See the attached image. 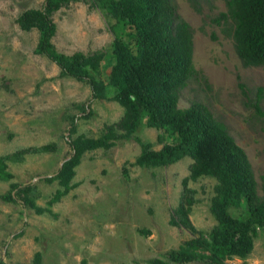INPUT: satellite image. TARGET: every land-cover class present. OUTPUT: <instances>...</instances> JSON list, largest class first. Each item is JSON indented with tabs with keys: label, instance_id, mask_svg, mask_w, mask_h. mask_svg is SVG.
Here are the masks:
<instances>
[{
	"label": "rangeland",
	"instance_id": "obj_1",
	"mask_svg": "<svg viewBox=\"0 0 264 264\" xmlns=\"http://www.w3.org/2000/svg\"><path fill=\"white\" fill-rule=\"evenodd\" d=\"M175 13L191 30L192 65L202 75L189 78L179 89L177 107L191 102L204 104L226 127L251 165L256 193L264 187V118L252 106L256 89H262L258 106L264 108V66H244L234 52L228 25L210 18L225 10L223 0H196L195 11L187 0H170ZM43 0H0V155L53 143L46 152L26 153L6 161L9 180H0V194L9 183H30L34 203L44 207L58 187L45 182L68 157L67 127L76 117V134L96 137L105 123L116 121L122 107L115 101L92 99L90 116L82 118L75 104H85L90 90L85 82L59 76L57 66L34 53L37 31L21 30L15 18L26 8H39ZM55 33L51 42L59 52L90 53L107 50L101 61V77L109 70L108 50L112 33L108 22L92 0L69 2L51 14ZM238 83H241L245 93ZM161 130L139 126L133 135L161 144ZM167 140V139H166ZM139 145L133 139L116 140L107 149L85 151L74 167L77 185L50 206L36 213L18 199L0 198V258L6 264H31L35 252L43 264H148L153 257L165 258L193 232L169 224L177 205L181 180L189 172L191 159L183 156L162 166L134 163ZM214 180H188L194 203L189 220L196 230H208L214 219L208 211ZM19 230L22 232L15 235ZM252 247L244 258L231 257L222 264H264V228L251 231ZM181 264H203L186 262Z\"/></svg>",
	"mask_w": 264,
	"mask_h": 264
},
{
	"label": "trees",
	"instance_id": "obj_2",
	"mask_svg": "<svg viewBox=\"0 0 264 264\" xmlns=\"http://www.w3.org/2000/svg\"><path fill=\"white\" fill-rule=\"evenodd\" d=\"M73 1L77 0H43L39 8L22 10L15 22L21 30L37 31L33 51L54 63L59 76L88 85L89 100L85 104H75L82 111V118L90 116L92 99L115 101L122 107V113L116 121L105 123L96 137L76 134V117H70L66 129L68 157L53 174L42 179L56 181L58 185L44 207L34 203L35 186L30 183L10 182L9 189L0 194V198L4 201L18 199L36 213L45 211L54 215L50 206L77 185L72 181L74 167L85 151L107 149L116 140L133 139L139 145L134 160L137 165L162 166L183 156L191 159L189 172L181 180L179 201L171 210L168 222L194 235L167 250L164 259L153 257L147 263L222 264L231 257L244 258L252 247L251 231L264 228V187L262 195L258 196L245 152L204 104L193 101L182 109L176 105L178 91L189 78L199 76L206 82L192 65L188 23L175 13L170 0H92L112 33L109 70L102 78L100 65L107 50L65 54L57 51L51 42L55 33L51 14ZM187 1L195 11L199 10L196 0ZM223 1L225 10L210 21L228 25L234 52L242 65L264 66V0ZM238 85L245 93L242 84ZM262 94V89L257 88L251 106L264 118V108L258 106ZM143 124L161 130L156 135V142L161 144L158 149L133 135ZM53 147V143H46L1 154L0 180L12 177L5 170L7 160L20 159L26 153L50 151ZM203 176L214 180L208 204L214 224L206 231L196 230L189 220L194 191L187 186L188 180ZM0 264L6 263L0 258ZM31 264H43L38 252L34 253Z\"/></svg>",
	"mask_w": 264,
	"mask_h": 264
},
{
	"label": "water",
	"instance_id": "obj_3",
	"mask_svg": "<svg viewBox=\"0 0 264 264\" xmlns=\"http://www.w3.org/2000/svg\"><path fill=\"white\" fill-rule=\"evenodd\" d=\"M61 164V163H60ZM60 164H59V166H60Z\"/></svg>",
	"mask_w": 264,
	"mask_h": 264
}]
</instances>
